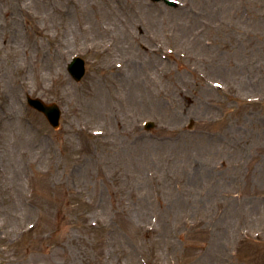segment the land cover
I'll return each mask as SVG.
<instances>
[{"label":"rangeland","instance_id":"374dc122","mask_svg":"<svg viewBox=\"0 0 264 264\" xmlns=\"http://www.w3.org/2000/svg\"><path fill=\"white\" fill-rule=\"evenodd\" d=\"M173 1L0 0V264H264V0Z\"/></svg>","mask_w":264,"mask_h":264},{"label":"water","instance_id":"95a60500","mask_svg":"<svg viewBox=\"0 0 264 264\" xmlns=\"http://www.w3.org/2000/svg\"><path fill=\"white\" fill-rule=\"evenodd\" d=\"M152 1H155V2L164 1L165 3L171 6H176V3L168 1V0H152ZM68 70L76 81L78 82L81 81L86 73L84 60L78 57L75 58L73 62L69 65ZM28 104L32 108L43 113L48 119V121L50 122V124L55 129L60 127L62 112L60 110V107L57 104H47L41 99H33L30 97H28ZM153 126L154 125L151 123L147 126V129H150Z\"/></svg>","mask_w":264,"mask_h":264},{"label":"bare ground","instance_id":"6f19581e","mask_svg":"<svg viewBox=\"0 0 264 264\" xmlns=\"http://www.w3.org/2000/svg\"><path fill=\"white\" fill-rule=\"evenodd\" d=\"M19 8V7H18ZM118 68H119V66H118Z\"/></svg>","mask_w":264,"mask_h":264}]
</instances>
